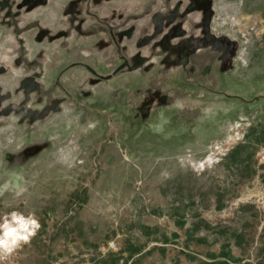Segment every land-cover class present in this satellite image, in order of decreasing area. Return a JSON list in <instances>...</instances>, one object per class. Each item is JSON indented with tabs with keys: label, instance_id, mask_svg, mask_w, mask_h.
<instances>
[{
	"label": "rangeland",
	"instance_id": "rangeland-1",
	"mask_svg": "<svg viewBox=\"0 0 264 264\" xmlns=\"http://www.w3.org/2000/svg\"><path fill=\"white\" fill-rule=\"evenodd\" d=\"M190 3L0 0V264H264V0ZM139 42L231 58V112L136 120Z\"/></svg>",
	"mask_w": 264,
	"mask_h": 264
},
{
	"label": "crops",
	"instance_id": "crops-1",
	"mask_svg": "<svg viewBox=\"0 0 264 264\" xmlns=\"http://www.w3.org/2000/svg\"><path fill=\"white\" fill-rule=\"evenodd\" d=\"M175 15H178L183 20L195 15L198 18L196 22L198 23L196 24L198 27L203 26L205 21L210 23L216 19V12L213 5L211 7V0H207V4H202L200 0H191L190 6L188 5L183 12H177ZM136 46L137 52L132 57H138L141 65L136 71H129L128 75L131 79H129V84L126 86L125 92L134 94L144 92L149 94L148 97H145L142 105H134V108L148 110L147 115L145 113V117L141 115L138 119L136 117V120H173L174 118L178 120H201L202 111L200 101L202 100L201 95L203 94H207L206 98L212 102L211 107L214 110L213 114H210L209 120H220L221 116L225 117L231 112L233 109L231 107L233 78L230 76L228 65L225 64L231 58H226L219 54H203V63L199 65V69L188 70L186 67H181L184 61V56L181 54L174 55L172 52L165 51L158 53L151 52L149 47H145L140 42ZM166 48L174 51L173 47L169 44ZM153 58H158L157 63ZM206 60L208 63L204 64ZM129 61H132V58ZM156 93H165L167 103L162 105L153 104V98ZM185 93H189L190 98L196 99V106L188 102H185L184 105L179 104L180 102L177 96ZM219 95L224 98V104L223 106L220 104L218 107L216 100ZM190 105L194 108L192 117L186 119V116H181L179 111H190ZM153 108L156 111L153 112ZM217 108L221 110L218 116ZM210 125L216 127L215 122H211ZM262 236L264 238V229Z\"/></svg>",
	"mask_w": 264,
	"mask_h": 264
},
{
	"label": "built area",
	"instance_id": "built-area-1",
	"mask_svg": "<svg viewBox=\"0 0 264 264\" xmlns=\"http://www.w3.org/2000/svg\"><path fill=\"white\" fill-rule=\"evenodd\" d=\"M174 33V30H171L170 32H169V35H172ZM183 35V32H182V30H178V36H182ZM260 159H261V161H264V150H262L261 152H260ZM261 199H263V198H260L258 201L259 202H261L260 204H264V200H261Z\"/></svg>",
	"mask_w": 264,
	"mask_h": 264
},
{
	"label": "clouds",
	"instance_id": "clouds-1",
	"mask_svg": "<svg viewBox=\"0 0 264 264\" xmlns=\"http://www.w3.org/2000/svg\"><path fill=\"white\" fill-rule=\"evenodd\" d=\"M18 226H19L20 229H26L28 225L23 220H21V221H19ZM12 231L15 232L16 229H12Z\"/></svg>",
	"mask_w": 264,
	"mask_h": 264
},
{
	"label": "trees",
	"instance_id": "trees-1",
	"mask_svg": "<svg viewBox=\"0 0 264 264\" xmlns=\"http://www.w3.org/2000/svg\"><path fill=\"white\" fill-rule=\"evenodd\" d=\"M227 257V256H224ZM203 264H229L228 262H223V261H213V262H209V263H203Z\"/></svg>",
	"mask_w": 264,
	"mask_h": 264
}]
</instances>
